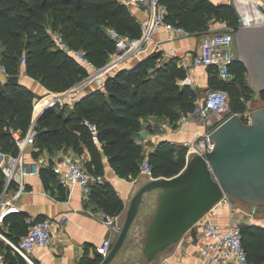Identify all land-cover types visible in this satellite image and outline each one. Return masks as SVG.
I'll return each mask as SVG.
<instances>
[{
    "label": "trees",
    "instance_id": "16d2710c",
    "mask_svg": "<svg viewBox=\"0 0 264 264\" xmlns=\"http://www.w3.org/2000/svg\"><path fill=\"white\" fill-rule=\"evenodd\" d=\"M159 3L168 8L165 16L168 24L184 28L192 35L207 33L212 22H226L236 28L239 25L238 13L231 4H215L211 0H159ZM49 13L53 31L60 33L71 47L83 49L98 68L109 64L117 52L111 29L131 40L143 36V25L120 0H0V67L4 66L10 76L20 75L24 68L28 76L54 93L69 91L84 80L89 70L58 46L53 33L48 31ZM161 57L162 53H152L136 64L116 70L106 79V93L94 89L82 94L67 115L65 108L46 110L36 125L34 147L47 149L51 154L73 149L81 156L88 151L91 157L85 166L90 173L103 176L107 157L119 176L138 177L145 156L139 141L144 129L142 118L167 117L176 123L183 113L195 111L198 104L196 88L182 84L189 75L188 69L179 65L177 58L162 61ZM208 69L210 90L226 91L232 111L245 115L249 92L254 90L245 65L238 60L232 64L235 75L232 81L220 79L215 68ZM259 94L264 104V92ZM36 98L39 96L21 83L8 80L1 85L0 148L3 152L19 153L13 133L18 131L24 137L29 131ZM88 123L96 127V133ZM149 157L154 178L176 176L187 164L185 148L168 140L161 141ZM5 187V174L0 168V197ZM90 196L109 214L120 215L124 208L123 201L105 181L93 184ZM3 224L9 231L1 226L0 230L8 237L10 234L22 236L28 229L23 212L7 215ZM241 230L248 262L264 264V228L244 224ZM3 243L0 239L2 249ZM8 256L5 254V259ZM101 261L102 257L98 256L82 264Z\"/></svg>",
    "mask_w": 264,
    "mask_h": 264
},
{
    "label": "built area",
    "instance_id": "2783aa9c",
    "mask_svg": "<svg viewBox=\"0 0 264 264\" xmlns=\"http://www.w3.org/2000/svg\"><path fill=\"white\" fill-rule=\"evenodd\" d=\"M127 6L148 4L151 16L143 25V36L137 40H131L116 30L111 29L110 35L117 42L116 59L114 62L104 67L98 68L88 57L83 49L71 47L60 33L53 34V37L60 48L72 55L81 65L89 70V74L83 81L76 84L73 94L68 91L63 93L49 92L35 99L32 125L23 137L20 132H14V138L19 147L16 155L5 153L0 148V168L5 174L6 187L0 197V225L4 223L7 215L21 212L17 206L19 198L27 191L25 178L36 173L35 167L25 164L23 154L30 145H35L37 138L36 125L41 115L48 109L65 108L69 103H75L82 97L83 90L96 84V89L107 92L106 78L115 74L113 67L133 56H140L147 51L148 43L153 39V33L161 28L175 30L182 36H190L191 33L184 28L174 27L165 21L168 8L159 3V0H120ZM233 3L238 17L239 25L234 27L226 22L221 23V30L216 33L206 34L202 37L201 49L194 55L191 65L215 68L217 75L224 81H232L235 78L231 70L232 64L238 60L239 52L236 41V32L239 26L264 25V0H230ZM141 59V58H140ZM26 58H22V63ZM181 66L188 68L190 64L183 63ZM10 75L4 66L0 67V83L8 82ZM182 84H193V80L188 75ZM234 114L230 104L229 94L221 89H211L208 91L203 102H198L195 111L183 113L177 121L178 126L184 128L192 122H199L205 126V130L196 132L195 137L183 143L186 150V160L190 161L195 155H202L211 152L215 148V142L210 134L217 125L222 123L228 116ZM246 121L250 120V115L246 112L243 115ZM89 124V123H88ZM92 131L96 133V127L89 124ZM96 141H98L95 136ZM53 171L59 183L66 188L74 189L80 187L86 196H90L93 184L104 183L102 175H95L88 171L84 160L74 154L62 155V160L57 157L53 165ZM153 177V167L150 162L149 153H145L140 164V174ZM13 184L15 188L13 189ZM223 205L238 210L235 215L236 223L227 231L214 219L216 209ZM258 206L253 205L251 209H238L236 200L224 195L215 207L207 213L198 223L202 225L204 244L199 249V264H250L248 254L243 242L241 225L250 223L257 213ZM120 215H112L102 210L104 223L115 229L119 234L122 226L116 221ZM27 232L21 236L19 241H12L0 230V239L5 241L15 255L21 256L28 264H43L36 262L33 251L38 247H47L53 242L55 235L50 219H36L28 217ZM197 223V224H198ZM111 239L106 238L100 246L101 254L106 257L110 252ZM5 259V254L0 246V261Z\"/></svg>",
    "mask_w": 264,
    "mask_h": 264
},
{
    "label": "crops",
    "instance_id": "0c3cea01",
    "mask_svg": "<svg viewBox=\"0 0 264 264\" xmlns=\"http://www.w3.org/2000/svg\"><path fill=\"white\" fill-rule=\"evenodd\" d=\"M211 1L215 4H230V0ZM129 7L142 25L151 16V10L147 3ZM215 23L219 22L210 23L211 30L217 27L221 28V23L218 26ZM47 27L49 32L56 33L53 31L50 13L48 14ZM196 36L198 35L182 36L175 30L161 27L153 33V39L148 43L145 53L125 59L113 69L115 71L121 67L136 64L144 55L147 57L157 52L162 53L161 58L163 60L177 58L180 65L183 63L190 64L187 69L193 84L195 86H208L209 69L191 65L194 55L201 49L202 38L197 41ZM115 59L116 56H112L110 63L114 62ZM20 79L21 84L40 97L50 92L44 88L40 81L28 76L24 68L21 70ZM73 89L74 87L68 91L69 95L73 94ZM94 89H96V84L92 83L83 90L82 94L89 93ZM73 108L74 103H69L65 107V114L70 113ZM142 123L144 125L142 132H145L147 136L144 138L140 134L139 141L142 143L145 153L156 151L158 144L163 140H168L183 147V143L193 139L196 132L205 130V126L199 122H192L181 128L177 122L171 123L167 117L149 116L142 118ZM69 153L76 154L73 149L51 154L47 149L38 150L33 145H30L23 154L25 164L35 167L36 173L26 176L27 191L19 198L17 206L21 212L26 214L27 218L50 219L55 235L51 245L38 247L33 251L32 257L38 263L82 264V262L94 260L98 256H101L103 261L105 257L100 252L103 240L109 238L113 242L119 235L115 229L104 223L102 208L90 199L91 196H86L80 187L69 189L59 183L51 166L53 165L52 161L55 162L57 157L59 158ZM80 157L86 162L91 156L86 151ZM102 174L105 182L109 183L123 201L124 208L116 221L118 225L123 227L132 198L152 178L145 175H139L136 178L131 176L128 178L121 177L116 174L107 157H105ZM160 192V190H154L144 196L128 237L111 264H123L124 261L130 258L137 260L144 258L147 264H199V249L204 244L201 223L196 224L178 244L159 255L156 260L149 262L143 252L142 247L145 244L149 222L156 213L158 193ZM247 206L249 207V205ZM238 209L247 208L238 205ZM260 209H264V207ZM260 209L255 214L252 222L246 224L258 225L264 228V219L258 220L260 218H258ZM237 211L223 205L216 209L213 216L221 227L227 231L236 223L234 219ZM0 226L9 231L4 224ZM9 236L15 242L19 241L21 237L18 234H10ZM4 243L2 251L9 256L7 259L0 261V264H28L21 256L10 252L8 248L10 246L5 241Z\"/></svg>",
    "mask_w": 264,
    "mask_h": 264
},
{
    "label": "water",
    "instance_id": "95a60500",
    "mask_svg": "<svg viewBox=\"0 0 264 264\" xmlns=\"http://www.w3.org/2000/svg\"><path fill=\"white\" fill-rule=\"evenodd\" d=\"M236 41L238 61L245 65L251 87L263 93L264 25L241 24ZM9 82L21 83L20 75L10 76ZM249 115V121L239 113L228 115L210 134L215 142L213 151L195 155L176 176L154 178L144 184L132 198L122 230L100 264L112 263L128 237L144 196L154 190L161 192L142 247L149 262L178 244L224 195L264 206V106ZM140 134L147 136L145 132Z\"/></svg>",
    "mask_w": 264,
    "mask_h": 264
},
{
    "label": "rangeland",
    "instance_id": "374dc122",
    "mask_svg": "<svg viewBox=\"0 0 264 264\" xmlns=\"http://www.w3.org/2000/svg\"><path fill=\"white\" fill-rule=\"evenodd\" d=\"M215 24L218 26L219 23H215ZM220 30H221V28H219V27L214 28L213 30H211V28H210V30L207 33H204L203 35L216 33V32H219ZM203 35L196 36L197 37V41L199 39H201L203 37ZM144 57H145V55H144ZM144 57H141V59L144 58ZM162 61H164V60H162ZM193 67H191V68H193ZM1 85L2 84H0V87H1ZM191 86L196 88V92L198 93V102H203V100L206 98L207 93L210 90V88L208 86H195L194 84H192ZM249 95L250 96H249V99L247 101V110H248L247 112L250 114V112L252 110H254L256 108H259V107H262V106H264V104H263V101L261 99L260 94L257 93L256 91L253 90L252 92H249ZM235 200H236L237 205H239V206H241L243 208L251 209L252 206H253V205L245 203L243 201H240V200H237V199H235ZM247 205H249V207ZM262 207H264V206H262ZM260 208H261V206H258L257 213H258ZM258 218H259L258 220L264 219V209H260V214L258 215ZM142 259L137 260V259H134V258H130V259L124 261L123 264H147L146 260L144 258H142Z\"/></svg>",
    "mask_w": 264,
    "mask_h": 264
}]
</instances>
